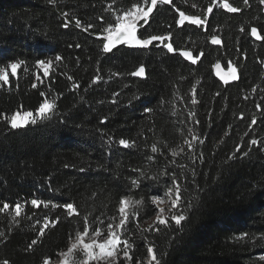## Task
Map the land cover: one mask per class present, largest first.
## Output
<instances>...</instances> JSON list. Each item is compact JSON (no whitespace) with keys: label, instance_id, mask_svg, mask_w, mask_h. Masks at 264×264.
I'll return each instance as SVG.
<instances>
[{"label":"trees","instance_id":"1","mask_svg":"<svg viewBox=\"0 0 264 264\" xmlns=\"http://www.w3.org/2000/svg\"><path fill=\"white\" fill-rule=\"evenodd\" d=\"M137 8H152L137 39H159L104 52ZM12 63L0 83V264L53 261L85 225L107 234L121 200L118 264H264V0H0V69ZM45 101L35 123L11 128ZM171 188L165 223L147 224Z\"/></svg>","mask_w":264,"mask_h":264},{"label":"snow or ice","instance_id":"2","mask_svg":"<svg viewBox=\"0 0 264 264\" xmlns=\"http://www.w3.org/2000/svg\"><path fill=\"white\" fill-rule=\"evenodd\" d=\"M157 3V0H152V5L155 6ZM152 11V8H148V10L146 12H143V16L145 17V23H147V16H148V13H150ZM125 17H127V19L120 23H116L115 24V27L114 29H111L109 30V35L107 36V42L103 44V50L104 52H108L111 50V47L114 45V44H120V43H125V44H137V45H148L151 43V40H156V39H159L158 37H151V40L149 39H144V40H140V39H137L136 37V31H137V25H136V21L140 18L141 16V10L139 8L136 9L135 13H125L124 14ZM195 23V21H194ZM65 27H67L68 25L65 24L64 25ZM77 26H79V21H77ZM91 27V25H90ZM253 31V34H255V29L252 30ZM213 43H218V41L216 40L215 37H213ZM165 47H167L168 51L169 52H172L173 49L170 45H165ZM185 55H187V53H185ZM57 61H59L61 59L60 56H56L55 58ZM48 64H51L52 61H48L47 62ZM37 64L42 66V67H47L46 63L44 60H38L37 61ZM11 69H12V74L15 75L16 74V70L18 68V64L16 63H12L10 65ZM48 75V72L47 70L45 71V76ZM133 76H143L144 75V69L143 68H140L138 71L136 72H133L132 73ZM223 79V77H221ZM231 79H236V75H235V71L233 70L232 72V75H231ZM0 81H3L4 83H7L8 82V77L7 75L3 74V73H0ZM43 95V93L41 94ZM195 103V101H193ZM52 107L51 104H49L47 101H45L44 103L40 104V107H39V113L41 115H43L44 113H46L50 108ZM145 111H148L147 109ZM31 113H25L24 114V117H19L17 115H13L10 119V125H11V128L13 129H16L18 127H22V126H25L29 121L26 119V117L30 116ZM32 123H35V121H32ZM253 123H255V121H253ZM120 145L121 146H127V143L125 140H120L119 141ZM251 144H256L257 141L256 140H252L250 142ZM189 147H191V144H189ZM239 147V146H238ZM171 191V190H169ZM177 191H179V189H177ZM31 203L33 205H36L37 204V200L33 199L31 201ZM121 208H120V212L123 214L125 213V204L126 202L124 200H121ZM175 204L176 202L173 201V206L175 207ZM5 207H8L7 204H5ZM68 210H69V215L72 214L73 211H75V209L73 208V205L71 203H68L66 206H65ZM19 209H20V206L17 204L16 205V211H17V214H19ZM0 211H2V209H0ZM185 219V216L184 215H176V216H173L172 217V220L175 221V223L177 225H179L181 223V221H183ZM126 223V220L125 219H121L120 220V224L117 225V228H119L120 226L124 225ZM160 223L161 224H164L165 221L164 220H160ZM111 225H109V229H111ZM44 229H41V232H43ZM88 232V227L87 225H85V228H84V233H87ZM99 229L97 230L96 232V235H99ZM119 239L118 237L115 235V234H112L110 235V238L105 242V243H101V244H98L96 245V247H98L100 250H101V253L104 254V250L106 248H110V249H115L116 248V245L119 243ZM36 241H33V244H35ZM73 247H76V245H73ZM83 249L85 250V255L89 258V259H95L96 256H94L93 252H92V247L93 245L92 244H88V243H83L82 245ZM73 249H69V252H71ZM153 251V249L150 247L148 249V252L149 254H151ZM108 256H111L112 255V251L109 250L107 251L106 253ZM125 255H127V246L125 247ZM153 260H155V257L153 256L152 257ZM261 259H264V257H261Z\"/></svg>","mask_w":264,"mask_h":264},{"label":"rangeland","instance_id":"3","mask_svg":"<svg viewBox=\"0 0 264 264\" xmlns=\"http://www.w3.org/2000/svg\"><path fill=\"white\" fill-rule=\"evenodd\" d=\"M140 10H141V16L136 21V25L138 24V22L143 21L145 18L142 14L143 12H146L145 8H141ZM135 11H136V9H134L133 11H131L129 13H135ZM126 19H127V17H125V15H123L120 18L119 22L122 23ZM108 35H109V33L106 34V37H105L106 42H107V36ZM41 68H42V71H44L46 68H48V65L46 68L45 67H41ZM0 73H3V74L8 76V73H12V69L9 66V68L7 70L0 69ZM1 82H3V81H0V83ZM25 113L26 112H18V113H15L14 115H17L19 118V117H24ZM27 113H31V112H27ZM40 115L41 114L39 113V110H38V111H36L35 114L31 113L30 116L26 117V119L30 122V121H33V119H35L36 117H39ZM10 119H9V121H10ZM169 190H171V191H169ZM169 190H167L162 195H160L159 197L154 199L153 205L155 206V215L153 218H151L147 222V224H154V223L160 222V220H165L168 217V215L170 214L171 209L174 207L173 201L176 202L177 192H176L175 188H171ZM124 201L126 202L125 213L122 214L121 219H125L128 215V211L130 210L129 209L130 208L129 200H124ZM119 228H117V226L113 227L110 229V231L107 234H101V233L99 235H96V233H94V234H86V233L80 234L74 240H72L70 242L69 247L64 252L59 254L55 260L47 261L44 264H89V263H93V264H118L120 259H122L123 256H125V246L124 245L121 246L120 242H119L116 245L115 249L106 248L104 250V254L101 253V250L98 247H96V245L101 244V243H105L110 238V235H112V234H115L120 241ZM83 243H88V244L93 245L91 250H92L94 256H96L95 259H89L85 255V250L82 247ZM73 245H76V247H73ZM70 248L73 249L71 252H69ZM109 250L112 251L111 256H108L106 254L107 251H109ZM144 264H149V259Z\"/></svg>","mask_w":264,"mask_h":264},{"label":"water","instance_id":"4","mask_svg":"<svg viewBox=\"0 0 264 264\" xmlns=\"http://www.w3.org/2000/svg\"><path fill=\"white\" fill-rule=\"evenodd\" d=\"M253 36L256 37L255 34H253ZM256 38H258V37H256ZM120 44H122V43H120ZM114 45H118V44H114ZM182 55L188 61L190 60V62H192V63L194 62V60L192 59L190 53H187V55H185V53H182ZM214 73L217 76V78L220 79L224 83L232 82V81L236 80V79H231L232 73H226V72L222 71V69L219 66H217L216 68H214ZM143 76H138V77H143ZM221 77H223V79Z\"/></svg>","mask_w":264,"mask_h":264},{"label":"flooded vegetation","instance_id":"5","mask_svg":"<svg viewBox=\"0 0 264 264\" xmlns=\"http://www.w3.org/2000/svg\"><path fill=\"white\" fill-rule=\"evenodd\" d=\"M223 7H224L226 10H230V9L225 5V3H223ZM189 20H191V19L189 18Z\"/></svg>","mask_w":264,"mask_h":264}]
</instances>
